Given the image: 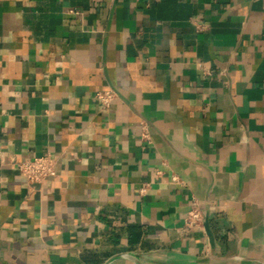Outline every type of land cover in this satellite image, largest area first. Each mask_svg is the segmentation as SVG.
I'll return each instance as SVG.
<instances>
[{"label": "crops", "instance_id": "1", "mask_svg": "<svg viewBox=\"0 0 264 264\" xmlns=\"http://www.w3.org/2000/svg\"><path fill=\"white\" fill-rule=\"evenodd\" d=\"M106 263L264 264V0H0V264Z\"/></svg>", "mask_w": 264, "mask_h": 264}, {"label": "built area", "instance_id": "2", "mask_svg": "<svg viewBox=\"0 0 264 264\" xmlns=\"http://www.w3.org/2000/svg\"><path fill=\"white\" fill-rule=\"evenodd\" d=\"M92 3L98 4L102 0H91ZM97 100L106 109H109L112 102L117 97V92L114 89H107L97 92ZM143 136L149 139L148 123L142 124ZM18 168L28 183L35 185L43 183L44 181L56 175V158L51 154L36 156L28 158L18 163ZM146 187L141 192L144 193ZM204 223V214L198 203L192 206L186 217V226L188 228H201Z\"/></svg>", "mask_w": 264, "mask_h": 264}, {"label": "water", "instance_id": "3", "mask_svg": "<svg viewBox=\"0 0 264 264\" xmlns=\"http://www.w3.org/2000/svg\"><path fill=\"white\" fill-rule=\"evenodd\" d=\"M106 264H109V263H106Z\"/></svg>", "mask_w": 264, "mask_h": 264}]
</instances>
